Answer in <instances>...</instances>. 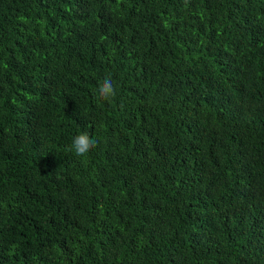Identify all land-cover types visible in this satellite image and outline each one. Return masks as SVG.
Segmentation results:
<instances>
[{"label": "trees", "instance_id": "trees-1", "mask_svg": "<svg viewBox=\"0 0 264 264\" xmlns=\"http://www.w3.org/2000/svg\"><path fill=\"white\" fill-rule=\"evenodd\" d=\"M0 264H264V0H0Z\"/></svg>", "mask_w": 264, "mask_h": 264}, {"label": "clouds", "instance_id": "clouds-1", "mask_svg": "<svg viewBox=\"0 0 264 264\" xmlns=\"http://www.w3.org/2000/svg\"><path fill=\"white\" fill-rule=\"evenodd\" d=\"M98 94L101 98L108 99L109 97L115 96L116 92L113 87V81L110 78H105L102 84L98 88ZM97 145V140L90 137L86 133L76 135L69 150L73 151L78 157L86 156L95 146Z\"/></svg>", "mask_w": 264, "mask_h": 264}]
</instances>
